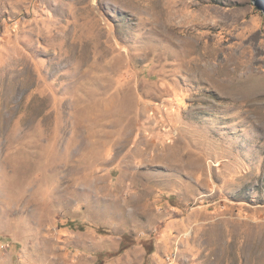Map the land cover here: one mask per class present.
<instances>
[{
    "label": "rangeland",
    "instance_id": "obj_1",
    "mask_svg": "<svg viewBox=\"0 0 264 264\" xmlns=\"http://www.w3.org/2000/svg\"><path fill=\"white\" fill-rule=\"evenodd\" d=\"M0 264H264V0H0Z\"/></svg>",
    "mask_w": 264,
    "mask_h": 264
}]
</instances>
